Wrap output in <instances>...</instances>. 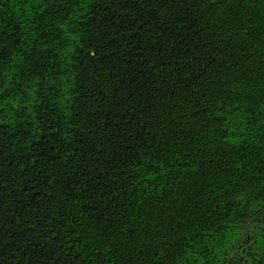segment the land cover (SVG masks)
Here are the masks:
<instances>
[{
  "label": "trees",
  "instance_id": "obj_1",
  "mask_svg": "<svg viewBox=\"0 0 264 264\" xmlns=\"http://www.w3.org/2000/svg\"><path fill=\"white\" fill-rule=\"evenodd\" d=\"M0 264H264V0H0Z\"/></svg>",
  "mask_w": 264,
  "mask_h": 264
}]
</instances>
